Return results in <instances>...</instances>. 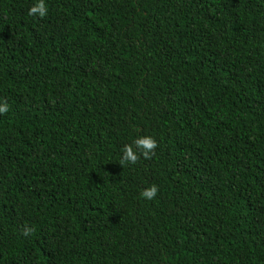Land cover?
I'll return each mask as SVG.
<instances>
[{
	"label": "trees",
	"instance_id": "1",
	"mask_svg": "<svg viewBox=\"0 0 264 264\" xmlns=\"http://www.w3.org/2000/svg\"><path fill=\"white\" fill-rule=\"evenodd\" d=\"M33 2L0 0V264H264V0Z\"/></svg>",
	"mask_w": 264,
	"mask_h": 264
},
{
	"label": "clouds",
	"instance_id": "2",
	"mask_svg": "<svg viewBox=\"0 0 264 264\" xmlns=\"http://www.w3.org/2000/svg\"><path fill=\"white\" fill-rule=\"evenodd\" d=\"M47 14V6L45 0H34L32 4L27 8V15L32 17L42 18ZM9 105L0 100V114L8 111ZM156 140L150 135H139L131 143L124 144L121 150V163L127 162L135 164L139 156L149 158L154 154L156 148ZM157 194V185L151 184L145 187L140 196L146 200H152ZM32 231L31 228L25 227L23 234L28 235Z\"/></svg>",
	"mask_w": 264,
	"mask_h": 264
}]
</instances>
